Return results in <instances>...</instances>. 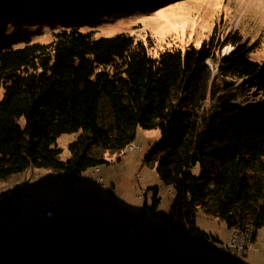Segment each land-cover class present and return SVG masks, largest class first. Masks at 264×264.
<instances>
[{
    "label": "trees",
    "instance_id": "trees-1",
    "mask_svg": "<svg viewBox=\"0 0 264 264\" xmlns=\"http://www.w3.org/2000/svg\"><path fill=\"white\" fill-rule=\"evenodd\" d=\"M145 1L0 0V182L47 169L71 186L108 157L120 161L139 129L159 130L143 162L174 191L167 223L210 238L197 227L203 212L234 232L251 229L254 244L264 229V64L238 31L159 57L129 34L96 38ZM44 30L53 41L35 42ZM240 84L263 101L235 103ZM64 135H78L65 161ZM23 206L21 191L0 194V264H216L128 215L38 214L20 224ZM158 206L156 195L145 213Z\"/></svg>",
    "mask_w": 264,
    "mask_h": 264
},
{
    "label": "rangeland",
    "instance_id": "rangeland-1",
    "mask_svg": "<svg viewBox=\"0 0 264 264\" xmlns=\"http://www.w3.org/2000/svg\"><path fill=\"white\" fill-rule=\"evenodd\" d=\"M90 31L92 29L89 27L82 29L84 33ZM236 31L243 36L252 49L249 58L264 64V0H148L118 18L106 20L96 29L95 36L101 38L129 34L137 41L144 42L151 56L159 57L165 50L186 51L191 47L201 48L212 35L227 38ZM41 33L35 37V42L53 41V33L50 30H44ZM233 50L232 45L225 47L219 56L221 61L227 60ZM211 66L216 73L218 66L215 63ZM4 93V86L0 85V102ZM235 93L237 104L248 101L247 104L253 105L263 101L256 91L245 88L243 84L238 86ZM20 125L24 127L25 121L21 120ZM77 137L78 135H64L59 139L58 147L63 151L62 160L70 158L69 144ZM161 139L162 134L159 130L139 129L134 144L127 149L120 161L116 156L108 157L111 165L101 167L103 177L100 173L94 177L92 170L83 173L82 179L88 178L87 181H92L99 190L97 179H101L106 187L105 191L100 190L102 192L91 188L90 198L88 194L85 195V191L81 190L79 181V185L75 187L65 184V192L62 195H59L56 189H52L54 193H51L50 189L47 194L50 193L49 200L57 207V215L68 218L80 216L91 205L97 206L94 205L98 202H95L92 195L94 194L98 197L97 200L100 198V203L103 200L106 204L109 203V208L114 210L115 214H120L119 205L125 208L137 227H144L148 234H153L158 229L159 223L167 222L175 201L173 189L162 181L156 170L147 168L143 162L145 156ZM133 146L135 150L131 151ZM47 171L50 170L32 169L26 173L32 180L35 176L34 172L44 177ZM53 175L54 178L49 180L56 181L60 177L55 172ZM12 179L8 182H0V194L2 192L11 194L7 189L10 188ZM18 188L21 192L31 194L30 191V193L25 191V187L21 188V184ZM42 190L37 191L35 195H29L30 204L23 206L19 217L20 224H25L32 216L38 215L40 208L45 209L40 205L41 201L38 202L39 196L43 201L47 199L41 196ZM156 195L159 200L157 213L153 215L154 219L146 218L144 216L146 206H154ZM89 199L92 200L90 205H88ZM105 203L101 204L103 208L107 207ZM42 204L45 203L42 202ZM100 212L107 217L114 216L113 211L107 213L100 209ZM50 215L47 214V216ZM197 227L210 238L219 239L224 243H228L234 234V231L230 230L225 223L208 217L203 212L198 214ZM241 264H264V229L259 230V240L252 245L248 256L242 260Z\"/></svg>",
    "mask_w": 264,
    "mask_h": 264
},
{
    "label": "built area",
    "instance_id": "built-area-1",
    "mask_svg": "<svg viewBox=\"0 0 264 264\" xmlns=\"http://www.w3.org/2000/svg\"><path fill=\"white\" fill-rule=\"evenodd\" d=\"M135 150V146L131 147V151ZM100 168L93 170L92 174L94 177L100 173ZM97 179V178H96ZM64 181L62 177L58 180L47 181V187L41 191V196H45L51 189H56L59 195L63 194ZM78 181L72 186H78ZM97 186L100 190L105 191L106 187L102 184L101 179H97ZM25 186L21 184V188ZM29 195L22 192L23 205H28ZM119 217L123 218L128 215V211L120 205ZM39 216L44 218L46 214L41 211ZM146 218L154 219L153 214L145 213ZM158 230L165 233L171 240L174 241L177 248H186L192 246H200L201 253L205 259L211 260L216 264H241L242 260L248 256V252L251 250L253 245L254 232L251 229H245L242 231H236L233 237L228 243L219 242L213 238H203L191 234L188 231L178 229L175 225H171L167 222L159 223Z\"/></svg>",
    "mask_w": 264,
    "mask_h": 264
},
{
    "label": "crops",
    "instance_id": "crops-1",
    "mask_svg": "<svg viewBox=\"0 0 264 264\" xmlns=\"http://www.w3.org/2000/svg\"><path fill=\"white\" fill-rule=\"evenodd\" d=\"M35 171H36V169H34ZM47 175H45L44 177L42 176V175H40V174H36V172H34L33 173V175H35V176H33L34 178L32 179V180H30V176H29V174H27V173H25V174H23V175H19L18 177H15L14 179H12L13 181H12V183H11V186H10V188L9 189H7L8 191H10L11 193H14V192H16V191H18L19 190V188H18V185L19 184H24L25 185V191H27V192H31V194H29V195H35L36 194V192L37 191H40V190H42L43 188H45L46 187V185H47V181L49 180V179H51V178H54V175H53V171H47V173H46ZM100 175L103 177V175H102V170L100 171ZM36 176H38L37 178H36ZM87 180H88V178H87ZM87 180H83V179H81L79 182H80V187L82 188L81 190L82 191H85V195L86 194H88L89 195V198L91 197L90 196V194H89V191H90V189L91 188H93V189H96V190H99L98 188H96L95 186H94V184L92 183V181H87ZM65 189V188H64ZM54 190H52V192L51 193H54L53 192ZM100 191V190H99ZM29 192V193H30ZM64 190H63V194H64ZM100 192H102V191H100ZM49 195H50V193H48L47 195H45V197H47V199H45V201H43L42 200V198L40 199V196H39V200H38V202H40L41 201V203H40V205H42V207L43 208H45V209H54V212H52L51 213V215H57V213H56V211H57V207L55 206V204H53V202H51V200H49ZM93 195V197L95 198V202L96 201H98V202H96L94 205H97V206H93L92 207V205L86 210V212H88V211H90V210H93V211H96V212H100V209H101V211H104V212H109V211H113L112 212V214L115 212L114 210H111L110 208H109V203H105V201L103 200V201H101L102 203H105V205L107 206V207H102V203H100V198L97 200V196H95L94 194H92ZM99 195H101V196H104L102 193H99ZM87 199V198H86ZM28 201H29V199H28ZM42 202L43 203H45V204H42ZM30 203L28 202V205H29ZM90 204H92V200L91 199H89L88 200V205H90ZM100 205H101V207H100ZM44 209V210H45ZM44 210H42L41 208H40V211L39 212H41V211H43L44 212ZM45 213V212H44ZM85 213V212H84ZM100 213H102V212H100ZM39 214V213H38ZM114 216H119L118 214H115L114 213ZM130 215H129V213H128V217H129ZM130 218V217H129ZM144 228V227H143ZM146 231H147V229L146 228H144ZM215 239V238H214ZM216 240V239H215ZM219 242H222L221 240H219V239H217ZM259 240V233L257 234V238H256V241L254 242V245L257 243V241ZM225 242H227V241H225ZM222 243H224V242H222Z\"/></svg>",
    "mask_w": 264,
    "mask_h": 264
},
{
    "label": "water",
    "instance_id": "water-1",
    "mask_svg": "<svg viewBox=\"0 0 264 264\" xmlns=\"http://www.w3.org/2000/svg\"><path fill=\"white\" fill-rule=\"evenodd\" d=\"M64 190V189H63ZM45 214H51L52 212H54V209H45L44 210ZM172 242L174 243V241L172 240ZM175 244V243H174ZM176 245V244H175ZM177 247V246H176ZM192 247H197V246H192ZM199 247V245H198ZM191 248V247H190Z\"/></svg>",
    "mask_w": 264,
    "mask_h": 264
}]
</instances>
